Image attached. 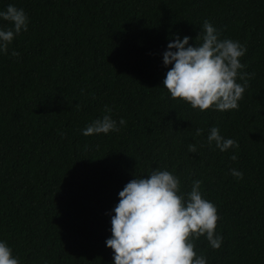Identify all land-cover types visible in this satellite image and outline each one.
<instances>
[{"label":"trees","instance_id":"1","mask_svg":"<svg viewBox=\"0 0 264 264\" xmlns=\"http://www.w3.org/2000/svg\"><path fill=\"white\" fill-rule=\"evenodd\" d=\"M10 4L28 27L0 52V241L20 264H114L119 192L156 168L185 198L202 181L216 205L221 247L194 241L207 264H264V0H0V11ZM205 20L246 46L238 109L200 111L164 88L169 42L202 43ZM106 105L119 131L83 135ZM212 127L239 147L209 145Z\"/></svg>","mask_w":264,"mask_h":264},{"label":"clouds","instance_id":"2","mask_svg":"<svg viewBox=\"0 0 264 264\" xmlns=\"http://www.w3.org/2000/svg\"><path fill=\"white\" fill-rule=\"evenodd\" d=\"M0 18L11 27H0V52L7 53L9 45L21 31H27L28 17L23 9L10 4L0 11ZM192 38L177 34L163 53V62L171 65L163 81L164 88L174 100H182L193 109L227 111L238 109L250 74L241 73L240 62L247 51L246 46L231 39H220L217 29L208 21L203 32L196 37L202 43L192 46ZM12 56L20 54L15 50ZM254 75V74H251ZM243 81L238 83L237 79ZM79 108V105H77ZM105 114L95 119L83 130V135L119 131L117 122L111 118L112 109L107 105ZM120 125L126 124L124 119ZM203 129L197 128L196 135ZM208 143L215 142L224 152L238 148V143L225 139L218 127H212ZM188 150L197 152L195 144ZM232 160L237 156L233 155ZM231 174L243 179V173L235 169ZM202 181H193L191 191L182 194L180 180L167 169L156 168L146 176L130 180L119 192V202L111 216V237L106 244L114 252V264H207L204 255H197L195 240L206 236L213 249H219L222 236L216 234L220 219L214 203L203 198ZM0 264H20L13 256L7 242L0 241Z\"/></svg>","mask_w":264,"mask_h":264}]
</instances>
